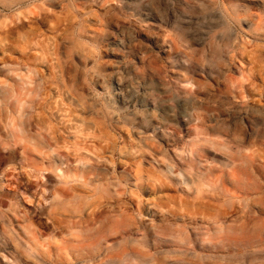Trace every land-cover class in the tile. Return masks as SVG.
<instances>
[{
    "label": "clouds",
    "instance_id": "1",
    "mask_svg": "<svg viewBox=\"0 0 264 264\" xmlns=\"http://www.w3.org/2000/svg\"><path fill=\"white\" fill-rule=\"evenodd\" d=\"M0 264H264V0H0Z\"/></svg>",
    "mask_w": 264,
    "mask_h": 264
}]
</instances>
